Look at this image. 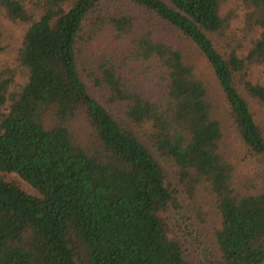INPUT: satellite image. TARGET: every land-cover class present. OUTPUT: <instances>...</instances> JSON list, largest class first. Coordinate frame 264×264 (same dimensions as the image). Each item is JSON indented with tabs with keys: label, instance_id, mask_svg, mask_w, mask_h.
<instances>
[{
	"label": "trees",
	"instance_id": "16d2710c",
	"mask_svg": "<svg viewBox=\"0 0 264 264\" xmlns=\"http://www.w3.org/2000/svg\"><path fill=\"white\" fill-rule=\"evenodd\" d=\"M0 11L23 27L21 84L0 68V264H264V0ZM150 72L157 99L137 86Z\"/></svg>",
	"mask_w": 264,
	"mask_h": 264
},
{
	"label": "rangeland",
	"instance_id": "374dc122",
	"mask_svg": "<svg viewBox=\"0 0 264 264\" xmlns=\"http://www.w3.org/2000/svg\"><path fill=\"white\" fill-rule=\"evenodd\" d=\"M30 7V6H29ZM28 8V7H27ZM226 8H224L225 10ZM241 16L242 12H237V18L232 20L231 27L233 29H238L241 27ZM23 34V27L21 24L17 22H12L6 19L2 12L0 11V68H9L15 71V83L21 84V76L17 63V52L21 44ZM106 42L104 39L97 40L93 49H100L101 51L106 50ZM104 45V46H103ZM198 72L201 78L211 85V90L213 92V96H218L217 90L215 89L216 82L214 81L209 69L207 68L204 60L198 59ZM138 74V72H137ZM139 83L137 86L139 87L140 92L145 94L146 96L157 99L160 97V94L163 90V83L160 78L154 73L142 74L138 75ZM255 79L264 82V74L262 70L259 68L255 74ZM165 173L168 174V170L164 164H161ZM4 178L7 180L14 179L16 181H20L14 174L4 175ZM181 208L177 211H172V225H171V234L173 236L182 237V233L186 231H191L196 227V216L195 212L192 209V206L185 200L183 196L179 197ZM207 203L203 204L204 209H208L206 206ZM199 225V223H198ZM194 243V242H190ZM189 243V244H190Z\"/></svg>",
	"mask_w": 264,
	"mask_h": 264
}]
</instances>
